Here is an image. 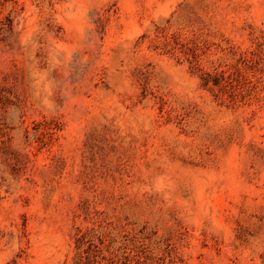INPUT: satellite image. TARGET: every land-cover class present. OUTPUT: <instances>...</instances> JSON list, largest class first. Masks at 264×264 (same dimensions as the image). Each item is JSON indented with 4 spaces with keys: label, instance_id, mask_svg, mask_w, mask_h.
<instances>
[{
    "label": "rangeland",
    "instance_id": "374dc122",
    "mask_svg": "<svg viewBox=\"0 0 264 264\" xmlns=\"http://www.w3.org/2000/svg\"><path fill=\"white\" fill-rule=\"evenodd\" d=\"M0 264H264V0H0Z\"/></svg>",
    "mask_w": 264,
    "mask_h": 264
}]
</instances>
